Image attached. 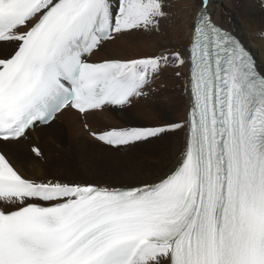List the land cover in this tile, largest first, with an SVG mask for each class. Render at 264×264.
<instances>
[{"label": "snow or ice", "instance_id": "6c2138e0", "mask_svg": "<svg viewBox=\"0 0 264 264\" xmlns=\"http://www.w3.org/2000/svg\"><path fill=\"white\" fill-rule=\"evenodd\" d=\"M167 7L0 0V46L10 45L0 52V141L19 144L69 108L122 109L173 63L186 68L188 97L179 123L90 132L120 150L183 129L160 167L31 176L19 163L30 157L0 148V264H264V72L241 41L201 0L182 51L91 59L106 43L158 31Z\"/></svg>", "mask_w": 264, "mask_h": 264}, {"label": "bare ground", "instance_id": "6f19581e", "mask_svg": "<svg viewBox=\"0 0 264 264\" xmlns=\"http://www.w3.org/2000/svg\"><path fill=\"white\" fill-rule=\"evenodd\" d=\"M166 3L168 5L166 11L169 15L160 21L158 31L141 32L132 38L125 37L106 43L101 50L93 54L91 59L99 61L106 58L109 53L123 57H137L159 52L162 48L182 51L184 44L188 43L193 12L201 6V0H166ZM207 13L215 24L231 32L245 48L251 51L258 70L264 72V0H207ZM5 47L10 48V45L0 46V52H3ZM125 50H129V54H125ZM177 68L174 63L168 65L159 76L152 79V82L162 81L160 77L166 74L173 77ZM181 69L183 72L181 78L174 77L168 82L162 81L166 89L161 90L160 94L165 97L166 101L158 103L156 108L161 112L163 125L179 123L188 110V97L184 90L186 68ZM180 84L183 86L181 90L179 89ZM152 106H154V100L147 101L143 107L144 111L141 110L139 114L131 112L128 106L115 110L112 107H105L87 115L69 108L57 114L54 122L37 125L29 130L27 139L21 141L20 144L0 141V148L30 157L20 160L19 163L22 170L31 176L46 175L49 178L52 176L63 178L70 176L69 174L73 172L80 176L79 179L101 178L128 167L134 160L142 162L145 169L160 167L168 151L156 166L154 161L159 159L160 154L154 152L153 149L144 152L136 148L116 150L90 135L92 131L107 130L106 128L97 130L94 124L100 123V127H127L128 123L135 122L133 115L142 119H145L143 117L145 114L146 119L153 115L155 117L157 116L155 111L147 112V109ZM85 124L88 125L87 128ZM151 126L159 127L160 125ZM89 127L92 129L88 133ZM86 134H89L88 137ZM166 134L171 136L169 150L172 145L183 139L184 130L169 131L160 136ZM152 139L150 138L145 143L153 142ZM33 146L41 150V157H36L31 153Z\"/></svg>", "mask_w": 264, "mask_h": 264}, {"label": "rangeland", "instance_id": "374dc122", "mask_svg": "<svg viewBox=\"0 0 264 264\" xmlns=\"http://www.w3.org/2000/svg\"><path fill=\"white\" fill-rule=\"evenodd\" d=\"M180 44H184V43H180ZM184 45H186V44H184ZM124 53L125 54H129V50H125ZM176 70H177L176 72H180L181 73L180 76H177L176 75V72H175V74H174L173 77H170L168 74H166V75H163L160 78H162V81L163 82H168L171 79H173L174 77H180L181 78L182 77V74H183L182 69L178 67ZM159 74H158V76H159ZM162 81L155 82V83H154V81L153 82L151 81L149 87H147L145 89V92L147 93L146 96H141V97H138L137 99L136 98H133L132 102L129 105H126V106H128L130 108V111L131 112H135V113H138L139 114L140 111L143 110L144 104L147 101L154 100V106L148 108L147 109V112H154L155 111V114L157 116L154 117V115H153V116L149 117L148 119H146V114H145V116H143L145 119H142V118H139V117L133 115V117L135 118V122L128 123L129 126H127V127H154V126H151V125H154V124H159L160 126H164L163 125V117L160 115L161 112H160L159 109L156 108V105L158 103H163V102L166 101L165 97L160 94V91L161 90L166 89L165 84H163ZM182 88H183V86H182V84H180L179 89L181 90ZM133 101H135V102H133ZM126 106H124V107H126ZM140 120H144V122H141ZM97 123H98V121H97ZM174 123H177V122H174ZM99 124L98 125L97 124H94V126H95L94 128H96L97 130H98V128L101 129V130L102 129H105V128L106 129L109 128V126H102V127H100L101 125H99ZM91 129L92 128L89 127V129H88L87 132L89 133V131H91ZM175 131H179V130H175ZM87 135H89V134H86V136ZM91 137H93V136H91ZM170 138H171V136L169 134H166L165 136H159L157 138H153L152 139V140H154L153 142H149L147 144L145 143L146 141L140 142V143H137L135 147H131V148H136V149H138L139 151H142V152L148 151L150 149H153L154 152H158L160 154L158 156L159 159L157 161H154V164L157 166L159 164V161H160L161 157L168 151V146H169V143H170ZM17 144L18 143L15 142V145H17ZM69 175L70 176L63 177V178L73 179V180H78L80 178L79 175H77V174H75L73 172L70 173Z\"/></svg>", "mask_w": 264, "mask_h": 264}, {"label": "trees", "instance_id": "16d2710c", "mask_svg": "<svg viewBox=\"0 0 264 264\" xmlns=\"http://www.w3.org/2000/svg\"><path fill=\"white\" fill-rule=\"evenodd\" d=\"M141 122H144V121H141Z\"/></svg>", "mask_w": 264, "mask_h": 264}]
</instances>
